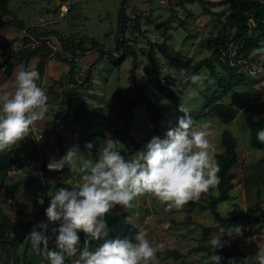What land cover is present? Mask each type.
<instances>
[{
    "label": "rangeland",
    "instance_id": "1",
    "mask_svg": "<svg viewBox=\"0 0 264 264\" xmlns=\"http://www.w3.org/2000/svg\"><path fill=\"white\" fill-rule=\"evenodd\" d=\"M120 3L121 0H9L8 9L11 14L0 17V21L15 16L36 32L53 30L64 38L76 42L83 40L84 47H89V40L94 38L104 48L112 49L118 33ZM228 11L226 0H195L192 3L184 0H127L126 15L122 21L123 32L120 33L122 41L128 44L127 51L114 52L115 57L112 59L107 56L99 58L98 52L92 48L75 56L61 49L55 35L33 36L47 42L54 50H59L61 56L71 58L75 63V73L71 78L69 65L50 54L40 79V87L48 97V111L44 119L35 123L34 131L29 136L10 150L0 152V155L6 153L17 158L5 178H0V187L3 188L0 230L12 233L7 227L9 221H34L32 226L23 229L24 238L18 246V263L13 262L12 250L0 248V264H6L8 256V264H49L43 255L42 245L39 250H34L30 243L25 248L28 240L26 237L41 222L48 225L47 230H36L45 231V235L50 237L49 248L58 250L55 244L58 233L52 230L58 229L61 221L49 222L47 217L39 220L33 218L40 204L39 194L44 182L41 169L43 155L49 174L48 193L60 187L71 190L72 185L79 184L85 174L81 171L83 164L95 163L100 148L105 146L109 138L114 140L117 147L131 153L132 157L137 152L121 132L128 103L134 96V87L129 82L133 55L137 60L136 82L142 84L145 93L161 106L163 113L159 132L153 134L146 111L139 104L132 106L128 132L137 141L145 139V145L152 136L164 138L169 128L178 126V118L171 103L163 104L162 100L166 98L161 97L149 82L147 40H166L169 45L190 56L192 61H197L210 55L204 45L222 28L219 20H225ZM136 16L139 17V29L135 25ZM27 34L24 29L14 25L1 28L0 59L6 55L4 50L16 51L21 48L28 40ZM228 49L223 58L229 59L235 55L234 51L228 55ZM256 55L253 61H249L248 65L244 63L239 69L242 73L249 71L245 75L246 83L237 85L221 98L225 103L232 102L237 109L235 118L223 122L214 114H208L194 122L196 126L204 123L210 125L208 140L214 145L215 152L222 150L220 134L223 130H228L236 139L238 159L232 167L233 188L229 199L220 202L217 209L221 216H235L233 226H242L240 251L247 258L256 253L258 246H264V166L256 165L257 161L263 159V152L249 144V127L246 122L248 117L264 115V54ZM37 60L38 57L20 60L12 58L10 62L13 69L9 76L0 68V92L13 90L15 73L20 67L35 69ZM158 60L163 69L175 77L180 104L189 110L201 108L205 96L199 92L214 86L207 69L203 67L200 70L206 79L202 83L193 84L190 79L175 72L160 55ZM58 136L61 137L62 150L57 144ZM80 136V153L73 163L65 165L60 171L49 170L47 164L50 157L59 159L61 154L65 155L69 147L78 144ZM87 142L93 144L90 151L85 148ZM216 193V187L210 188L198 200L190 201L180 209H168L166 204L145 193L132 201V207L125 209L117 205L114 209L125 212L128 221L137 230L144 228L147 239L157 251L174 248L183 253L178 259L155 257L150 264H213L209 259L212 252L190 253L189 249L200 241L210 240L222 228L217 226L216 217L210 209L201 208ZM204 226L213 229L204 235ZM221 239L228 242L222 249L230 250L231 237L225 233ZM77 248H83L81 241ZM70 259L66 257L69 264ZM220 264L243 262L228 258Z\"/></svg>",
    "mask_w": 264,
    "mask_h": 264
},
{
    "label": "clouds",
    "instance_id": "2",
    "mask_svg": "<svg viewBox=\"0 0 264 264\" xmlns=\"http://www.w3.org/2000/svg\"><path fill=\"white\" fill-rule=\"evenodd\" d=\"M253 53L264 54V47L254 49ZM180 74L186 75L187 70L182 69ZM188 78L193 84H199L206 76L192 73ZM39 79L37 70L20 67L15 73L13 90L0 92V152L10 150L29 136L35 123L44 119L48 97L37 85ZM162 103L169 101L164 99ZM178 111L184 114L178 118V126L169 128L164 138L152 136L132 158L125 159L109 138L100 148L98 160L83 164L81 171L85 174L79 184L72 185L71 190L60 187L48 192L51 199L45 210L47 219L61 221L58 229L52 230L58 233L55 236L58 250L49 248L50 237L45 235L48 225L43 222L34 226L26 237L31 247L39 250L42 245L49 264H66V257L72 258L70 264H150L154 261L157 249L147 239L144 228L137 230L133 239L108 238L104 217L117 205L125 209L132 207V201L145 193L166 204L168 209H180L220 183L215 147L208 140L210 125H194L190 110L183 104L178 105ZM256 138L264 144V129L257 132ZM92 147V142L85 144L89 151ZM79 153V145H72L59 159L50 157L47 168L60 171L65 165L70 166ZM43 202L41 199L40 203ZM80 231L88 239L78 249ZM225 233L229 237L242 235V226L219 228L218 234L210 238L209 259L213 264H220L222 260L216 249L228 243L221 239ZM90 240L102 242L93 250ZM249 261L264 264V246H258L253 256L245 258V264Z\"/></svg>",
    "mask_w": 264,
    "mask_h": 264
},
{
    "label": "trees",
    "instance_id": "3",
    "mask_svg": "<svg viewBox=\"0 0 264 264\" xmlns=\"http://www.w3.org/2000/svg\"><path fill=\"white\" fill-rule=\"evenodd\" d=\"M9 0H0V17L10 15L11 12L8 9ZM186 3H192L195 0H184ZM229 4V11L226 15L225 20H219L222 24V28L210 37L205 43V48L210 51V55L202 57L197 61H192L190 56L181 53L178 49L169 45L166 40L162 41H151L147 40V65L149 67V82L152 87L159 93L161 97L166 98L172 105L176 117L179 118L184 114L178 111V105L180 104V94L176 89L175 77L169 72L163 69L161 62L158 60L160 55L168 65L179 75L181 70H187V74L184 75L187 79L192 73L200 74L201 68L205 67L208 71V77L213 79V88L201 90L199 93L205 96L204 103L201 108L197 110H190V115L195 122L202 116L208 114H214L220 121L229 122L233 120L237 114V109L234 107L232 102L225 103L221 98L234 89L237 85L245 84V75L248 72H240L239 69L249 61L255 59L256 54L253 50L259 47H264V0H226ZM127 0H121L119 11H118V33L116 36V44L112 49H106L104 46L94 38L89 40V47L83 46V40L76 42L71 38H64L56 31L48 30L47 32L41 33L36 32L32 28H29L22 20L11 16V18L0 21V29L6 26L14 25L20 29H24L26 33H29L35 37H41L42 35H55L60 42L61 49L65 52H69L72 55H82L90 48L95 49L98 52V57L102 58L107 56L112 59L114 52L127 51L128 44L122 41L120 33L123 32L122 21L125 18V7ZM139 17H135V25L139 29ZM43 37V36H42ZM228 49V55L230 52L235 53L234 56L223 58V54H226ZM4 55L0 59V68H3L6 75L12 73V64L10 60L16 59H30L38 57L35 65V70L42 77L45 62L50 54L54 57L66 62L69 65V73L71 78L75 73V63L71 58H65L61 56L59 50H54L50 44L45 41H40L34 46H28L19 48L16 51L4 50ZM158 53V55H157ZM257 56V55H256ZM254 57V58H253ZM232 58H235L232 60ZM90 69V67H88ZM136 69L137 60L136 56L133 55L131 61V67L129 70V82L134 87V96L129 101L124 117L121 132L127 137L134 148L138 151L144 146V140L137 141L129 132L128 127L132 120L131 108L134 104H139L143 107L149 116V123L152 128V133L157 134L159 132L163 113L161 106L153 101L144 91L141 83L136 82ZM40 79L36 81L37 85L40 86ZM246 122L249 127V144L255 148L263 151V159L256 162V165L264 166V144L260 143L256 136L260 129H264V115L259 117H248ZM220 143L222 150L215 152V159L219 162L220 172V183L216 186V195H212L206 204H202L201 208L210 209L217 220V226L227 229L229 226H233V220L235 216H221L218 213V204L226 201L230 197V191L233 188L234 173L232 167L235 165L238 159V153L236 151V139L228 131L223 130L220 134ZM57 144L60 150L61 137L58 136ZM81 136L78 139V145L80 149ZM106 144V143H105ZM121 151V154L125 159L132 158L131 153L127 152L123 148L117 147ZM37 156V153H33ZM61 156H64L61 154ZM17 161L14 156L8 154L0 155V178L4 179L8 170ZM41 169L43 173V184L40 190V198L43 199V204H39L37 211L33 214V218L36 220L46 218V208L49 206L50 199L47 194L49 189L48 182V171L45 166L44 155L41 158ZM257 204V202H256ZM257 206V205H256ZM107 229L109 230L108 238H129L133 239L137 231V227L130 223L127 219L125 212H117L113 208L109 214L104 217ZM31 221L14 220L8 222V228L12 233L8 231L0 230V248L4 250H12L13 262L18 263L19 258V243L24 238L23 229L33 225ZM202 233L207 235L213 228L211 226H204ZM80 236L81 245H84L85 239H88L82 231L78 232ZM240 235H233L231 237L230 245L231 249L228 251L222 248L216 249V254L222 256L221 261H225L228 258L240 259L245 264V258H247L241 251ZM102 241H91L90 248L94 250L96 245ZM30 241L27 240L25 248L29 246ZM212 251L209 240L198 242L195 246L189 249L190 253ZM183 253L177 249L171 248L165 251H157L155 257L157 259L173 258L178 259L182 257ZM10 256L7 257V263ZM66 263L69 262L66 260Z\"/></svg>",
    "mask_w": 264,
    "mask_h": 264
},
{
    "label": "built area",
    "instance_id": "4",
    "mask_svg": "<svg viewBox=\"0 0 264 264\" xmlns=\"http://www.w3.org/2000/svg\"><path fill=\"white\" fill-rule=\"evenodd\" d=\"M28 40L21 46V48L34 46L35 44L39 43L38 39H35L33 35L27 34ZM3 199V188L0 187V200Z\"/></svg>",
    "mask_w": 264,
    "mask_h": 264
},
{
    "label": "crops",
    "instance_id": "5",
    "mask_svg": "<svg viewBox=\"0 0 264 264\" xmlns=\"http://www.w3.org/2000/svg\"><path fill=\"white\" fill-rule=\"evenodd\" d=\"M263 152V151H262Z\"/></svg>",
    "mask_w": 264,
    "mask_h": 264
}]
</instances>
